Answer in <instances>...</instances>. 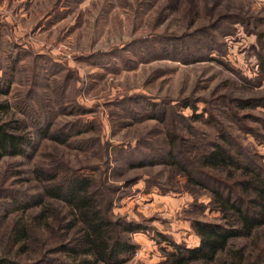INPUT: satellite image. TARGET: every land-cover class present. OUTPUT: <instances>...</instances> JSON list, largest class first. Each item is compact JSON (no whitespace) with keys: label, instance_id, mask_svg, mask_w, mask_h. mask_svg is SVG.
I'll use <instances>...</instances> for the list:
<instances>
[{"label":"rangeland","instance_id":"1","mask_svg":"<svg viewBox=\"0 0 264 264\" xmlns=\"http://www.w3.org/2000/svg\"><path fill=\"white\" fill-rule=\"evenodd\" d=\"M9 83L6 117L34 129L54 120L71 138L33 130V158L0 161L1 229L38 190V163L92 176L113 219L145 227L122 264H168L171 241L199 245L196 220L240 224L179 165H133L162 162L171 145L195 170L223 135L264 165V0H0V85ZM8 244L0 237V253Z\"/></svg>","mask_w":264,"mask_h":264},{"label":"trees","instance_id":"2","mask_svg":"<svg viewBox=\"0 0 264 264\" xmlns=\"http://www.w3.org/2000/svg\"><path fill=\"white\" fill-rule=\"evenodd\" d=\"M10 88L11 83L7 87L0 85V95H8ZM11 109L8 101H0V161L5 157L33 158L38 150L34 131L63 145L69 143L71 136L52 131L54 120L46 119L47 126L34 129L15 115L6 117ZM169 141L175 145L172 134ZM170 147L163 158L165 162L140 161L133 166L179 165L189 185L210 192L216 208L236 215L240 224L194 221L199 245L189 247L171 241L175 251L168 255V264H264L262 162L235 147L227 135L199 157L195 170L181 163L184 156L179 157L180 150ZM45 166L38 163L31 170L40 185L35 194L18 198L16 211L20 215L12 226L7 231L0 227V237L9 243L0 253V264L124 263L136 248L130 235L145 227L135 221L113 219L100 204L92 176L59 177Z\"/></svg>","mask_w":264,"mask_h":264}]
</instances>
